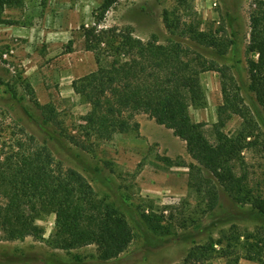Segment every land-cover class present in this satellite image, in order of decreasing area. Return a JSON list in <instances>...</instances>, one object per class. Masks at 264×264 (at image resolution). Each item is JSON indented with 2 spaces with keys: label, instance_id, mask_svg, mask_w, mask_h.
<instances>
[{
  "label": "rangeland",
  "instance_id": "1",
  "mask_svg": "<svg viewBox=\"0 0 264 264\" xmlns=\"http://www.w3.org/2000/svg\"><path fill=\"white\" fill-rule=\"evenodd\" d=\"M100 4L101 0H22L0 6V136L31 135L49 148L57 166L84 175L96 199L125 217L131 242L107 261L98 258L94 244L53 248L48 240L55 217L48 213L36 221L43 229L41 239L0 241V264H227L220 254L223 248L229 250L232 227L243 241L254 229L264 236V220L236 210L233 204L252 208L222 191L216 207L208 210L206 199L191 185L190 166L196 162L170 129L138 114L137 130H112L102 139L91 138L90 150L65 137L83 138L81 116L90 105L73 92L71 83L96 67L80 26L94 25ZM254 8V0H118L99 26L125 28L142 40L175 39L190 45L184 30L191 23L223 43L231 42L223 56L201 52L205 60L214 58L229 66L239 87L241 105L253 122L246 141L254 140L241 152L240 162L253 193L264 198V110L250 89L245 53ZM200 83L205 105L190 108V114L205 123V134L214 141L212 126L222 103L220 75L204 71ZM242 124L240 116L232 115L223 131L233 134ZM44 128L59 139L50 138ZM239 244L233 256L241 264H255L244 259L245 249ZM197 247L210 248L211 256H189Z\"/></svg>",
  "mask_w": 264,
  "mask_h": 264
},
{
  "label": "trees",
  "instance_id": "2",
  "mask_svg": "<svg viewBox=\"0 0 264 264\" xmlns=\"http://www.w3.org/2000/svg\"><path fill=\"white\" fill-rule=\"evenodd\" d=\"M117 1L101 0L94 12V25L80 26L85 49L92 52L96 67L71 83L73 92L90 105L81 116L83 138L65 137L82 150H90L91 138L102 139L112 130H137L135 117L145 114L185 143L196 162L190 166L191 185L206 199L208 210L216 207L222 191L232 201L252 208L245 210L232 203L236 210L264 220V198L253 193L240 162L243 149L254 143L246 141L252 135V119L247 118L249 112L241 105L239 87L229 66L219 65L214 58L207 61L202 53L223 56L231 42L223 43L191 23L184 30L190 45L175 39L165 43L155 38L142 40L125 28L100 27ZM21 2L0 0V6ZM254 5L245 53L250 89L264 110V0H254ZM209 70L219 73L222 93L217 121L212 126L214 141L206 136L205 123L195 121L190 114V108L205 105L200 74ZM232 115L240 116L243 124L235 133L227 134L223 128ZM44 130L50 138L59 139L53 131ZM20 135L12 132L0 136V241L27 236L41 239L43 229L36 221L43 214L53 213L50 246L70 250L94 244L100 260L117 258L132 239L125 217L98 201L79 171L57 166L45 144L37 143L31 135ZM240 237L242 234L232 227L227 238L229 250L223 248L220 254L226 263L241 264L233 253L242 243L244 259L264 264L262 232L254 229L245 234L246 240ZM198 249L191 250L189 256H211L210 248Z\"/></svg>",
  "mask_w": 264,
  "mask_h": 264
}]
</instances>
